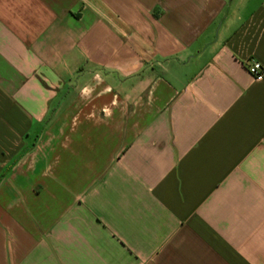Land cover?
Listing matches in <instances>:
<instances>
[{"label":"crops","instance_id":"crops-1","mask_svg":"<svg viewBox=\"0 0 264 264\" xmlns=\"http://www.w3.org/2000/svg\"><path fill=\"white\" fill-rule=\"evenodd\" d=\"M0 264H264V0H0Z\"/></svg>","mask_w":264,"mask_h":264},{"label":"built area","instance_id":"built-area-1","mask_svg":"<svg viewBox=\"0 0 264 264\" xmlns=\"http://www.w3.org/2000/svg\"><path fill=\"white\" fill-rule=\"evenodd\" d=\"M248 72L255 81H261L263 79V69L259 63L251 62L248 66Z\"/></svg>","mask_w":264,"mask_h":264}]
</instances>
